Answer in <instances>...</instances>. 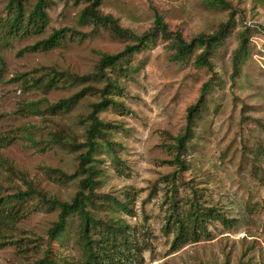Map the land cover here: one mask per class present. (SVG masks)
I'll use <instances>...</instances> for the list:
<instances>
[{"label": "rangeland", "instance_id": "rangeland-1", "mask_svg": "<svg viewBox=\"0 0 264 264\" xmlns=\"http://www.w3.org/2000/svg\"><path fill=\"white\" fill-rule=\"evenodd\" d=\"M12 0H0V183L4 190L25 180L51 197L71 201L81 188L79 155L86 150V116L99 94H86L68 111L51 115L22 114L26 102L45 99L56 102L89 85L104 87L105 80L62 84L45 90L31 80L33 69L54 67L85 75L97 71L100 52L117 53L137 43V36L153 31L160 14L171 33L158 31L155 42L136 53L132 68L121 78L123 91L115 98L124 108L110 107L99 113L111 123L95 163L100 168L97 196L130 200L135 215L111 207H90L98 216L119 217L141 231L145 240L143 264H264V0H99L98 10L112 15L133 35L117 36L106 26L81 23L80 14L89 0H48L47 25L38 31L27 24L37 0L25 3L24 19L15 23ZM231 21L224 43L212 56L213 69L199 67L193 59L174 60L175 31L187 41L199 34L216 32ZM64 29V38L47 50H33L38 41L55 30ZM245 30L247 54L233 76V55ZM201 49L196 51L199 53ZM38 75V74H37ZM111 75V74H110ZM213 79L206 106L195 123V137L182 156L189 169L178 183L182 204L193 196L220 208L231 219L229 226L209 223L213 238L188 243L171 250L173 234L163 227L170 202L163 178L175 170L173 150L168 147L187 123L188 107ZM65 129L80 145L71 149L50 141L52 131ZM31 135L38 146H32ZM44 147V149H40ZM3 160L21 173H11ZM59 168L71 179H58L48 171ZM182 181V182H181ZM29 212L8 232L0 247V264H34L48 248L78 261L81 248L76 242L77 219H71L64 239H49V229L59 210L42 207L32 200ZM38 204V206H36Z\"/></svg>", "mask_w": 264, "mask_h": 264}, {"label": "trees", "instance_id": "trees-1", "mask_svg": "<svg viewBox=\"0 0 264 264\" xmlns=\"http://www.w3.org/2000/svg\"><path fill=\"white\" fill-rule=\"evenodd\" d=\"M28 0H12L15 5V23L24 19L25 3ZM91 3L83 9L79 21L81 23H94L95 25L106 26L117 36L133 35L130 30L121 27L118 21L109 14H103L98 10L99 0H89ZM225 4L224 0H220ZM48 0H37L33 9L27 16V24L33 25L41 31L49 20L47 13ZM231 21L223 23L221 27L211 34H199L191 41H187L181 32L173 33L172 46L175 49L174 60L190 61L199 67L213 69L212 56L217 49L224 43L230 31ZM264 29V28H263ZM158 31L163 35L171 33L168 24L160 14L156 15L155 27L153 31L137 36V43L126 46L117 53L100 52V60L97 71L78 75L70 71H59L54 67H40L33 69L36 75L30 80L45 90L57 88L62 84L77 83L94 80H105L106 84L102 88L93 85L83 87L72 96L61 98L56 102H48L45 99L26 102L19 108L22 114L56 115L70 110L86 94H99L100 101L91 105V111L86 116V150L79 155L78 171L86 174L80 179V189L76 192L71 201H62L56 197L49 196L42 189L37 187L34 182L25 180L26 188L22 189L16 184L8 186L13 190H4L0 183V238H5L9 231L21 221L29 212L32 200H37L42 207L56 208L59 210L58 219L49 229V239H64L68 235L70 220L77 219L75 237L76 242L81 248V258L78 261L69 259L60 253H54L48 248L42 258L37 259L34 264H143L145 261L144 251L146 250L145 240L142 239L141 231L137 226L130 224L122 218L108 216L107 218L98 216L92 208L111 207L114 210H124L128 215H135V211L130 206V200H119L109 195L101 198L95 191L99 184L97 177L100 168L95 163V155L99 152L104 140L110 149L111 145L108 134L111 130V123L105 122L100 118L99 113L110 108H126L124 104L115 98V95L123 91L121 78L126 76L132 68L131 59L136 53L144 51L150 43L156 41ZM64 29L55 30L47 38L42 39L32 45L33 50L50 49L64 38ZM247 43L245 30L242 33L239 47L233 55V76L239 73L240 64L247 54L243 53L242 48ZM201 49L199 53L196 51ZM4 58L0 52V70L4 65ZM38 74V75H37ZM111 74V75H110ZM213 79L207 80L201 89L197 100L188 107L187 123L182 133L174 136V142L168 145L173 150V162L175 170L166 174L163 178L165 182L166 197L170 202L169 212L163 231L166 234H173L171 250L176 251L188 243L209 240L213 238V233L209 228V223L219 221L223 225L229 226L231 219L217 206L205 205L201 201L202 194L196 187H192L193 196L182 204L179 198L178 183L181 174L189 169L187 161L182 157L189 148V142L195 137V123L201 116L210 89L213 86ZM29 140L32 146L40 143L31 135ZM50 141L76 149L80 145L76 142L72 134L62 130L52 131ZM40 149H44L41 147ZM3 164L13 174L24 179L21 173L16 172L8 160H3ZM48 171L57 176L58 179H71L73 174H67L59 168H49ZM182 182V181H181ZM38 206V204H36ZM6 241H0V247Z\"/></svg>", "mask_w": 264, "mask_h": 264}]
</instances>
